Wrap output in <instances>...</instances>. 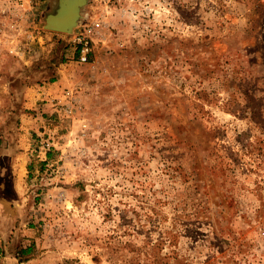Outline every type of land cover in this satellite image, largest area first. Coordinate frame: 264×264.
Wrapping results in <instances>:
<instances>
[{"label":"rangeland","instance_id":"rangeland-1","mask_svg":"<svg viewBox=\"0 0 264 264\" xmlns=\"http://www.w3.org/2000/svg\"><path fill=\"white\" fill-rule=\"evenodd\" d=\"M57 5L0 0V264H264V0Z\"/></svg>","mask_w":264,"mask_h":264},{"label":"water","instance_id":"water-1","mask_svg":"<svg viewBox=\"0 0 264 264\" xmlns=\"http://www.w3.org/2000/svg\"><path fill=\"white\" fill-rule=\"evenodd\" d=\"M86 0H58L57 9L45 17L44 28L49 31L67 33L80 16V8Z\"/></svg>","mask_w":264,"mask_h":264},{"label":"built area","instance_id":"built-area-1","mask_svg":"<svg viewBox=\"0 0 264 264\" xmlns=\"http://www.w3.org/2000/svg\"><path fill=\"white\" fill-rule=\"evenodd\" d=\"M47 0H5L6 6L9 10L13 9L15 12L30 13L34 10H39L45 5ZM91 29H83L79 31L73 39V42L78 48V61L86 62L87 56L90 52V37Z\"/></svg>","mask_w":264,"mask_h":264},{"label":"bare ground","instance_id":"bare-ground-1","mask_svg":"<svg viewBox=\"0 0 264 264\" xmlns=\"http://www.w3.org/2000/svg\"><path fill=\"white\" fill-rule=\"evenodd\" d=\"M57 6H58V5H57ZM56 9H57V8H56ZM49 14H50V13H49ZM49 14H48V15H49ZM70 31H71V29L69 30V32H70Z\"/></svg>","mask_w":264,"mask_h":264}]
</instances>
